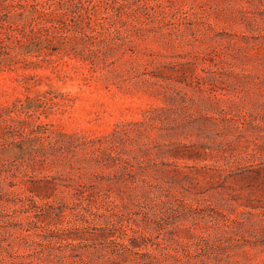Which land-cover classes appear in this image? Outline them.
I'll return each instance as SVG.
<instances>
[{
  "label": "rangeland",
  "instance_id": "1",
  "mask_svg": "<svg viewBox=\"0 0 264 264\" xmlns=\"http://www.w3.org/2000/svg\"><path fill=\"white\" fill-rule=\"evenodd\" d=\"M0 264H264V0H0Z\"/></svg>",
  "mask_w": 264,
  "mask_h": 264
}]
</instances>
